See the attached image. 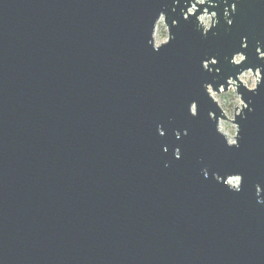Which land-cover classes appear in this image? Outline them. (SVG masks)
Segmentation results:
<instances>
[{
    "label": "water",
    "instance_id": "95a60500",
    "mask_svg": "<svg viewBox=\"0 0 264 264\" xmlns=\"http://www.w3.org/2000/svg\"><path fill=\"white\" fill-rule=\"evenodd\" d=\"M170 8L171 0H0V264H264L255 197L264 187V86L240 90L254 111L237 118L240 148L229 149L208 120L219 112L200 68L217 56L222 77L235 74L223 57L244 36L243 67L260 65L264 3L238 5L228 34L221 4L219 35L207 40ZM162 10L179 27L157 53L147 40ZM193 100L197 119L187 111ZM213 172L241 174L242 191Z\"/></svg>",
    "mask_w": 264,
    "mask_h": 264
},
{
    "label": "clouds",
    "instance_id": "9594fccd",
    "mask_svg": "<svg viewBox=\"0 0 264 264\" xmlns=\"http://www.w3.org/2000/svg\"><path fill=\"white\" fill-rule=\"evenodd\" d=\"M243 2L244 0H232L231 3H229V0H184L183 6H181V0H171L170 11L172 14H176L177 8H179V15L183 21L186 23L191 22L193 30L199 33L204 40H207L209 35L213 37L219 35L216 30L221 23L219 11L221 4H223L224 31L228 34L234 24L232 17L237 14V6ZM256 2L264 3V0H256ZM168 20L167 11L162 10L152 23L147 44L153 52L158 53L175 39L171 29L179 27V21L172 19L171 25H169ZM239 47L240 50L232 53L231 57L227 55L223 57L226 63L233 69L238 70L235 74H230L226 78L222 77L217 56L206 55L200 62L201 70L212 77L210 82L205 81L202 83V92L219 112V115H217L216 111L209 110L207 117L214 126L215 134L221 138L229 149L240 148L241 128L236 122L237 118L246 119L245 114L254 111V108L250 106L252 101L249 99L246 102L240 90L244 89L248 93L256 95L259 89L264 86V75H262L264 73V42L259 39L256 40L255 53L261 63L255 66V70H253V67H243L248 62L246 55L249 47L247 36L241 37ZM187 111L191 118H199L198 102L196 100L191 101ZM156 131L160 137L166 135L162 125H157ZM188 134L187 129H184L183 132L179 130L174 132L177 140H180L182 136H188ZM163 151L167 153L168 148L165 146ZM173 158L176 160L182 158L179 147L175 148ZM165 167H168V164H165ZM201 171L204 179H209V170L203 168ZM211 178L216 183L226 187L230 192L238 194L242 191L243 176L239 173H224L221 175L219 172H213ZM255 197L257 204L264 205V187L260 184L255 185Z\"/></svg>",
    "mask_w": 264,
    "mask_h": 264
}]
</instances>
